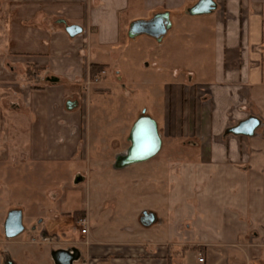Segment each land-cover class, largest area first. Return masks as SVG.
<instances>
[{
	"label": "crops",
	"instance_id": "0c3cea01",
	"mask_svg": "<svg viewBox=\"0 0 264 264\" xmlns=\"http://www.w3.org/2000/svg\"><path fill=\"white\" fill-rule=\"evenodd\" d=\"M199 1L0 0V164L11 157L12 130L26 141L21 158L84 161L88 96L104 98L108 89L92 87L104 82V71L92 80L91 66H109L102 61L108 47L109 59L119 60L115 47L123 26L129 30L160 14L168 15L170 28L160 41L147 37L162 45L176 30L179 40L188 10ZM211 1L215 9L208 22L214 30L196 28L194 67L168 69L173 82L163 88L144 80L161 100L160 149L164 141L179 143L178 150H166L169 159L172 152L180 161L181 177L169 182L177 194H158V204L169 210L143 211L134 225L135 213L116 216L96 194L97 211L88 206L72 217L53 209L57 190L48 198V211L37 203L34 212L19 210L24 231L0 241V264H56L58 251L76 255L73 264H264V0ZM132 10L140 17L133 19ZM71 25L81 28L74 38L65 32ZM140 36L146 35L129 39ZM161 57L150 67L143 60L141 69L165 73ZM142 116L152 119L140 113L133 122ZM249 118L260 122L252 136L230 133ZM21 120L26 131L19 128ZM72 181L89 179L77 171ZM144 212L154 216L148 227L140 224ZM90 218L100 221L92 228Z\"/></svg>",
	"mask_w": 264,
	"mask_h": 264
},
{
	"label": "rangeland",
	"instance_id": "374dc122",
	"mask_svg": "<svg viewBox=\"0 0 264 264\" xmlns=\"http://www.w3.org/2000/svg\"><path fill=\"white\" fill-rule=\"evenodd\" d=\"M130 14L135 19L140 17L141 12L132 10ZM144 14L146 15L145 12ZM211 16L213 14L210 13L187 16L184 19L187 24L182 29L179 40L173 37L176 35V30L170 31L165 43L163 42L164 45H158L147 36L131 40L128 36V28L122 27L120 40L115 47L121 54L119 60L109 59L108 53L112 48L103 50L105 55L102 56V61L109 66L105 67L104 74L101 75L104 82L99 84L100 87L92 86L97 89L108 88L105 91L107 93L101 99L94 93L88 96L87 111L91 123L87 136V152L82 154L84 161L35 163L26 156L21 158L20 152L26 155L24 152L26 141L22 136H17V133L15 135L12 130L9 142L13 147L11 157L0 164V241L16 239L5 238L2 228L3 217L5 218L10 210H22L27 207L26 209L34 212L37 203V206L43 207V211H48L51 207L48 198L57 190L60 197L52 204L53 209L68 211L72 217L88 206L97 211L98 208L94 203L96 194L102 195V207L109 209L116 216L121 213L125 215L126 212L135 213L134 225L139 224L138 218L143 211L152 210L161 215L162 212L169 210L168 206L158 204V194L162 191L163 197H166L170 191L177 194V186L169 182L177 181L181 177L180 161H176L177 156L172 153L179 148L178 139L172 140L171 143L164 141L166 146L162 144V148L154 157L139 165L122 169L118 166V162L129 149L130 130L135 124L133 121L137 115L140 113L150 115L159 127L162 125V114L158 108L161 100L150 92L151 88L144 84L145 81L159 84L163 88L165 83L173 82L171 73L167 72L168 69L194 67L196 54L192 50L195 49L194 45L197 47L196 42L194 43L198 35L196 28L207 25L209 30H214L212 24L208 22ZM150 47L152 51L147 53ZM178 52L181 55L177 54ZM162 55L166 67L163 68L165 73L160 75L156 74L155 68L149 67L152 60L160 63ZM143 60L149 65L146 71L141 69ZM113 68L123 77L115 73ZM122 80L125 81L124 84ZM19 128L24 131L26 123L21 120ZM170 147L172 152L169 153L172 159H169L166 153ZM77 171L87 175L89 181L74 185L72 177ZM164 172L166 178L162 179ZM130 195H133L131 199ZM124 199L126 202L123 201ZM92 211L94 212L93 209ZM97 221L100 220L90 218L92 228L97 225ZM154 229L155 226L151 231ZM139 230L142 231L141 226Z\"/></svg>",
	"mask_w": 264,
	"mask_h": 264
},
{
	"label": "water",
	"instance_id": "95a60500",
	"mask_svg": "<svg viewBox=\"0 0 264 264\" xmlns=\"http://www.w3.org/2000/svg\"><path fill=\"white\" fill-rule=\"evenodd\" d=\"M215 5L211 0H200L189 10L191 16H199L211 13ZM170 28V22L167 14H160L149 21H137L130 25L128 30L129 38L138 35H146L160 41ZM66 34L70 38L81 33V28L75 25L66 26ZM73 103L68 101L67 107L70 109ZM260 126V122L255 118H249L230 130L233 135L252 136L254 131ZM130 147L126 154L120 158L118 166L120 168L134 163L147 161L154 157L161 147V140L158 136L156 123L145 116L140 117L130 130ZM154 222V216L151 213L144 212L140 218V224L148 227ZM4 235L7 239L19 236L24 227L22 224V214L19 210L8 212L3 225ZM77 259L76 255L67 251H58L54 254L56 264H73Z\"/></svg>",
	"mask_w": 264,
	"mask_h": 264
},
{
	"label": "trees",
	"instance_id": "16d2710c",
	"mask_svg": "<svg viewBox=\"0 0 264 264\" xmlns=\"http://www.w3.org/2000/svg\"><path fill=\"white\" fill-rule=\"evenodd\" d=\"M104 69L105 68L103 66L92 65L90 68L91 79L94 80L95 77H97L98 75H100L104 71Z\"/></svg>",
	"mask_w": 264,
	"mask_h": 264
},
{
	"label": "built area",
	"instance_id": "2783aa9c",
	"mask_svg": "<svg viewBox=\"0 0 264 264\" xmlns=\"http://www.w3.org/2000/svg\"><path fill=\"white\" fill-rule=\"evenodd\" d=\"M86 233V230H81V234H85ZM199 262H202V259L201 258H199Z\"/></svg>",
	"mask_w": 264,
	"mask_h": 264
}]
</instances>
